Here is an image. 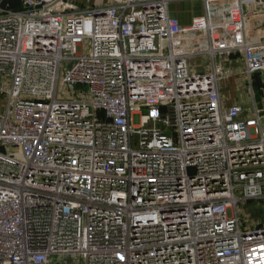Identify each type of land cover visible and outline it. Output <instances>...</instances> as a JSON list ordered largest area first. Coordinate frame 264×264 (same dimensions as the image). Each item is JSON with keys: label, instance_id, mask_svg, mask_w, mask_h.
Returning a JSON list of instances; mask_svg holds the SVG:
<instances>
[{"label": "built area", "instance_id": "2783aa9c", "mask_svg": "<svg viewBox=\"0 0 264 264\" xmlns=\"http://www.w3.org/2000/svg\"><path fill=\"white\" fill-rule=\"evenodd\" d=\"M169 1L0 0V264H264V0Z\"/></svg>", "mask_w": 264, "mask_h": 264}, {"label": "rangeland", "instance_id": "374dc122", "mask_svg": "<svg viewBox=\"0 0 264 264\" xmlns=\"http://www.w3.org/2000/svg\"><path fill=\"white\" fill-rule=\"evenodd\" d=\"M88 41H86L87 44ZM195 61L194 57H190L188 59V69L189 72L195 71ZM215 62L217 65L223 67V65H230V66H237L238 61H227L223 59L220 55L216 56ZM202 71L208 72V69H203ZM244 86V81L240 80L237 86H232L228 90L225 91V94L231 98H242L241 94L242 91L240 88ZM76 94L75 89L72 92L66 90H60L59 95H68L72 96ZM227 104H230V100L227 101ZM261 123L264 129V115H261ZM238 216L240 218V226L242 229H250L253 228L257 223L264 222V199L262 200H250V201H243L239 202L237 205ZM79 255L73 254L69 257H55L51 261L47 262L46 264H54L58 262L59 264H77ZM79 264H84L83 261Z\"/></svg>", "mask_w": 264, "mask_h": 264}, {"label": "crops", "instance_id": "0c3cea01", "mask_svg": "<svg viewBox=\"0 0 264 264\" xmlns=\"http://www.w3.org/2000/svg\"><path fill=\"white\" fill-rule=\"evenodd\" d=\"M168 14L180 25L189 26L203 21L204 7L201 0H173L167 4Z\"/></svg>", "mask_w": 264, "mask_h": 264}, {"label": "trees", "instance_id": "16d2710c", "mask_svg": "<svg viewBox=\"0 0 264 264\" xmlns=\"http://www.w3.org/2000/svg\"><path fill=\"white\" fill-rule=\"evenodd\" d=\"M12 7H17L19 4L17 1H12ZM253 88L255 91V95L257 98L260 96V76L259 75H254L253 76Z\"/></svg>", "mask_w": 264, "mask_h": 264}, {"label": "water", "instance_id": "95a60500", "mask_svg": "<svg viewBox=\"0 0 264 264\" xmlns=\"http://www.w3.org/2000/svg\"><path fill=\"white\" fill-rule=\"evenodd\" d=\"M205 63V62H204ZM55 264H58V263H55Z\"/></svg>", "mask_w": 264, "mask_h": 264}]
</instances>
